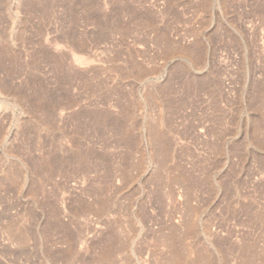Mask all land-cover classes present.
Segmentation results:
<instances>
[{
    "label": "rangeland",
    "instance_id": "374dc122",
    "mask_svg": "<svg viewBox=\"0 0 264 264\" xmlns=\"http://www.w3.org/2000/svg\"><path fill=\"white\" fill-rule=\"evenodd\" d=\"M0 264H264V0H0Z\"/></svg>",
    "mask_w": 264,
    "mask_h": 264
},
{
    "label": "bare ground",
    "instance_id": "6f19581e",
    "mask_svg": "<svg viewBox=\"0 0 264 264\" xmlns=\"http://www.w3.org/2000/svg\"><path fill=\"white\" fill-rule=\"evenodd\" d=\"M82 60H83V59H82ZM82 60H81V61H82ZM176 255H178V254H176ZM176 258H177V257H176ZM178 259H179V258H178ZM178 259H177V260H178ZM173 260H174V259H173ZM175 260H176V259H175ZM175 260H174V261H175ZM172 263H174V262H172Z\"/></svg>",
    "mask_w": 264,
    "mask_h": 264
}]
</instances>
